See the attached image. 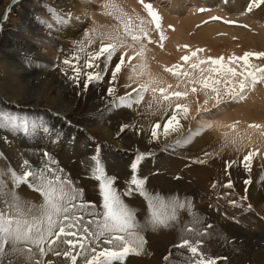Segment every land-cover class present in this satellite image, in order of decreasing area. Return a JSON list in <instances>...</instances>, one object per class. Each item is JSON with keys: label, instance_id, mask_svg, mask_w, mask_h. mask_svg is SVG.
<instances>
[{"label": "rangeland", "instance_id": "rangeland-1", "mask_svg": "<svg viewBox=\"0 0 264 264\" xmlns=\"http://www.w3.org/2000/svg\"><path fill=\"white\" fill-rule=\"evenodd\" d=\"M110 1L46 0V3L51 5L61 15L63 20L68 21L69 17L64 14L71 13L70 23L66 26L50 18L38 0H19L18 3H13V0H0V111L15 112L30 120L37 121L54 117L52 113L58 112L60 109L68 108L73 113L68 117L65 114L66 111L62 110L59 112L61 116L71 120L72 124L69 127L61 121V124L56 126V128L60 127L65 130V134L58 139L61 143L55 145L58 153H53L46 145H36V143L40 142L39 137L33 139L28 144L29 147L21 146L19 140L24 135L28 136L29 133L20 134L0 129V140L5 142L0 147V172H3L7 167H11L14 170L18 168L16 162L13 161L11 163L9 158L5 156L3 149L7 150L8 153L40 150L38 156L28 158L30 164L36 166L33 161L39 160L42 152L47 148L50 155H53L57 161L62 162L66 169H68L64 170L65 173L71 177L73 175L74 178L72 180L76 186L87 189L86 192L82 189L84 193L83 198L86 201L95 203L99 200L96 181L91 177V170L88 171L87 177H84L81 175L83 169L80 168L82 160L89 163V167L91 168L92 162L90 158L91 155L95 154V145H100V159L106 173L108 175L113 173L112 176L117 178L115 187L118 190H123L127 186L125 182L130 179L129 165L133 155L152 148L153 156L144 160L138 168L139 176L141 178L147 177L146 190L152 195H159L166 202L170 199L184 201L185 207H177L175 209V214L179 221L176 227L159 229L158 231L141 230L140 234L144 237L145 241L143 250L139 255H129L126 257L125 264H129L130 260L135 261L137 264H162L161 257L169 251H171L170 259H183L184 256L182 254L177 255L176 250L172 249L171 246L173 243L178 242L182 235H194L181 230L186 226H192L190 216L186 218L188 216V201L191 202L194 213L201 218L210 217L211 222L216 225L215 233L213 232L210 237L203 238L204 242L201 244L202 251L212 257L224 258L218 260V264H225V261L227 264H254L253 261L255 259L258 260L256 252L260 250L261 254H264V219H261V217H264V181L259 180V177L264 175V156H254L252 158L251 171L246 173L240 161L243 155L247 154L249 145L244 141H240L238 134L233 133L236 140L234 146L231 142L232 138L229 136V130L222 132L214 130L213 127L208 128L205 126L199 134H195L200 125H189L188 121L183 119H181V123L185 131L187 132L189 127H191L194 134L187 142L182 141L175 148L162 151V144H149L144 139L146 129L150 127L152 122L158 120L156 113L159 105L155 98L158 96V91L155 95L151 91L141 93L140 104H133L130 109L125 107L118 110L112 108L105 110L106 102L102 97L106 88V81H102L98 85L92 83L89 85L87 91H81L77 95L78 90L76 87L73 86L74 92L69 91L66 78L64 81L60 80L59 77L64 76V74L54 67V65H58L63 59L68 58L72 64L79 63L80 67L83 68V63L89 53L100 46L99 37L103 33H115L122 30L121 21L117 19L121 14H123L125 23L128 22L129 18L131 19L134 30L137 26L148 27L150 17H147V13L143 10L141 3H138V0H128V2L121 0L118 3ZM179 1L144 0V2H150L153 10L159 11V15H163L162 17L159 16L162 20L165 16L164 18L166 19L164 20L172 19L169 21H179L180 23L187 21L188 23H184V26H187L191 20L195 21L196 25H193L192 29L186 33V37L194 35V31L198 29L197 25L203 27L205 24H207L206 26L215 25V28L220 24L221 27L219 26V28L223 30L217 29V34L214 33L210 37L214 35L211 40L214 39L213 41H216L220 38L218 40L221 41L222 39V41L226 42V45H228V42H238L241 38L238 36V39L236 36L227 34L225 27L230 28V30L238 29L254 36L264 35V25H257L254 23L255 20L248 18L247 12L245 13L243 10L242 13L232 5H230L232 7H230V11H233L235 14L228 12L227 17L224 18L218 10L214 14H210L209 7L203 6L200 8H205L206 11L198 12L197 9L199 7L192 10L186 2L181 7ZM101 4L114 5L115 7L102 8ZM6 12L7 18L4 19ZM230 13L232 17H230ZM36 14H40V18L52 25V32H48L47 28L39 23ZM213 16H221V19H210ZM222 19H231L235 23L225 24ZM141 20L144 21L143 25H140ZM198 20H200L199 23H197ZM169 25H162V27L164 26V34L168 33V31H173L172 25L171 28H169ZM85 32L89 33L87 37L84 36ZM152 38L153 40L156 39L154 33L152 34ZM89 39L93 40L94 43L89 45L87 42ZM258 40L256 44L258 42L261 43L259 38ZM260 43L257 44L260 47L258 51H262ZM163 44L164 46L160 47L156 43H145L143 57L147 61L151 60L168 77L173 83L175 90H177V78L173 77L170 73L164 72L163 69L171 67L173 64L183 63L179 60V57L186 53L183 46H188V44L172 45L170 47L166 41ZM81 45L83 46V50H81ZM222 45L220 44V46ZM239 46V44L234 47L232 45L230 48L233 50ZM170 52L171 54H169ZM74 56L78 57V59H73ZM163 56L171 60L169 65L167 63L164 66L160 60ZM253 62L259 63L256 60ZM132 63L134 65L136 60H133ZM129 71L132 70L129 69ZM188 71L195 73L196 70L188 69ZM126 73L127 71H125L124 76L121 78V87L118 88L119 94H123L126 81L132 82L128 81V76H125ZM132 79L136 81L134 77ZM31 80L37 83L30 87L29 82ZM80 87L81 89L83 88L82 82ZM180 90L183 89L181 88ZM62 91L66 95L65 98L62 96ZM252 93L253 90L247 94L245 101L222 106L218 112L213 110L214 114L211 116L206 115L204 121L207 124L219 123L223 121L221 115L240 109L233 108L236 105H241V111H244V114L250 113L252 110H255V103L259 100V98L256 101L255 99L252 100V97H250L253 95ZM20 94L24 95L23 98L25 101H28V105L21 107L17 106L18 104L13 105L11 103L14 100H22ZM202 98V95L199 97H192L190 95L188 100L198 99L202 102ZM73 100L77 106H74L75 104L71 105ZM83 100H88L87 107L83 105ZM259 101L264 104V97ZM185 102L187 103L188 101ZM99 104H103L101 109H98L96 112L90 110V107L95 108ZM171 104L172 107H175L176 101L173 99ZM256 110L259 112L258 108ZM190 111L192 114H195L194 105H190ZM222 112L223 114H221ZM122 124H126L128 127L125 132L120 133L119 127ZM104 130L108 131L107 134L115 132V134L119 135L114 138H106L102 133ZM137 132H139V135H137ZM53 138L55 137L51 136L50 140ZM170 139L176 141L178 137L177 135H173ZM9 141L10 144L7 143ZM130 142H133L134 145L130 146V148H127V146L123 148L122 145L129 144ZM261 150L264 152V148ZM12 157L15 159V156ZM23 159H19V162L22 163ZM195 159H201L204 163H192L191 161ZM225 161H235L227 173L224 171ZM206 165L212 168L210 169L211 173L209 176L203 172ZM245 179L251 181L248 185L247 193H245V186L243 184ZM228 180H232L233 182L231 189L222 187ZM213 181L218 185L215 190L211 187ZM21 189L28 191L26 188ZM225 191L234 193L235 195L231 197L233 199L238 198L239 195L246 194V204H250L252 210L241 214L239 209L230 207L226 200L220 199L218 201L217 194L222 195ZM29 193L33 195L32 192ZM259 194H261L260 197L262 199L258 203L253 204L251 199L253 196L255 198ZM123 199L127 204L133 202L131 204L134 205H132L131 209L135 217L142 216V213L146 211V215L139 220V222H143L147 217V206L143 198L139 195H134L133 197H123ZM210 204L212 205L211 208L209 207ZM217 204L220 205L219 209L217 208ZM220 212H224L225 215L221 216ZM230 217H235L236 219H231ZM261 261L264 264V259Z\"/></svg>", "mask_w": 264, "mask_h": 264}, {"label": "snow or ice", "instance_id": "snow-or-ice-1", "mask_svg": "<svg viewBox=\"0 0 264 264\" xmlns=\"http://www.w3.org/2000/svg\"><path fill=\"white\" fill-rule=\"evenodd\" d=\"M18 2L19 0H13V3ZM38 2L57 23L66 26L70 23L71 13L64 14L69 17V20L65 21L46 0ZM138 3H141L147 17H150L148 27L137 26L134 30L131 19L125 23L121 14L117 19L121 21L122 30L103 33L99 37L100 46L89 53L83 68L79 63L72 64L68 58L54 67L64 74L69 86L77 88V95L81 91H87L92 83L98 85L106 81L102 97L106 102L105 110L125 107L130 109L133 104H140L141 93L151 89L155 95L158 91V96L155 97L159 105L156 113L158 120L146 129L144 139L149 144L160 143L161 150L168 151L182 141L187 142L194 134L191 127L185 131L181 119L187 120L189 125H200L195 133L199 134L205 126L211 127L204 121L206 115H213V110L218 112L222 106L245 101L247 94L257 84L264 85V51H245L239 56L230 55L225 63L222 56L203 57L198 54L203 53L204 49H189L184 45L186 54L179 57L183 63L163 69L177 78V90H172L171 85L166 88L156 80L133 81L129 76L128 81L132 82L126 81L123 94H119L121 78L125 71L135 70L132 62L144 56L145 43L164 46L165 35L158 13L153 10L150 2L138 0ZM101 7L115 6L101 4ZM255 8H264V0H248L244 11L252 12ZM197 11L204 12L206 9L198 8ZM36 17L48 32H52L51 24L40 18V14H36ZM6 18L7 12L4 16V19ZM210 19L221 18L213 16ZM223 23L233 24L235 21L224 19ZM143 24L144 21L141 20L140 25ZM153 33L155 40L152 38ZM88 35V32L84 33L85 37ZM87 42L89 45L94 43L91 39ZM73 59L78 57L74 56ZM253 60L259 63L254 64L251 62ZM188 69L196 71L194 73ZM181 88L183 90H180ZM190 95H202V103L198 99L188 100ZM173 99L176 101L175 107L171 104ZM11 103L16 105L19 101L14 100ZM190 105H194L195 114L191 113ZM52 115L65 125L71 126L72 121L61 116L59 112H53ZM127 127L126 124L120 125V133L125 132ZM248 128L259 130V136L264 138V125L253 123L249 124ZM0 129L16 133H30L37 129L48 133L51 130L43 121L30 120L10 111H0ZM173 135H177L176 141L170 139ZM231 142L235 146L236 141ZM50 143L55 146L61 141L53 138ZM253 148L255 150H252ZM100 151V145H95V154L90 158L91 177L96 181L99 196L95 203L83 198V190L59 167L57 159L50 155L47 148L42 152L38 165L33 166L28 159H23L22 163L18 164L19 171L7 167L0 172V264H125L126 257L139 255L143 250L145 241L140 234L141 230L169 229L177 226L179 221L175 209L184 208L185 202L177 199L166 202L159 195L150 194L146 190L147 177L141 178L138 174L141 163L153 156L151 150L133 155L129 165L130 179L125 182L127 186L123 190L115 187L117 178L106 173L100 159ZM258 152L264 156L259 146L253 145L249 139V150L240 161L246 173L251 171L252 158ZM191 162L204 163L201 159ZM234 163L235 161L224 162L225 173ZM259 180L264 181V175H261ZM250 183L249 179L243 181L245 193ZM211 187L215 190L218 185L213 181ZM222 187L231 189L232 180H228ZM20 188L35 192L40 199L36 203L22 199ZM134 195H139L146 202L147 217L143 222L137 221L134 212L123 199ZM233 195L235 194L225 191L222 195L217 194V200H226L230 207L239 209L241 214L252 210V206L246 204V194L239 195L236 199L231 198ZM219 207L217 204L218 209ZM187 214L192 217V226L181 230L194 235H182L179 241L171 246L177 255L182 254L184 258L170 259L169 251L161 257L162 264H218V260L224 258L212 257L201 250L203 238L212 236L216 225L211 222L210 217L201 218L194 213L190 201L187 202ZM219 214L225 215L224 212Z\"/></svg>", "mask_w": 264, "mask_h": 264}, {"label": "bare ground", "instance_id": "bare-ground-1", "mask_svg": "<svg viewBox=\"0 0 264 264\" xmlns=\"http://www.w3.org/2000/svg\"><path fill=\"white\" fill-rule=\"evenodd\" d=\"M111 1H113L114 3H118L121 0H111ZM126 1L128 2V0H126ZM185 2L189 6V8L192 9V10H194V9H196L198 7L199 8L200 7H203V6L204 7H209V11H211V12H209L210 14H214L215 11L218 10V12L220 13V15H222L224 18H226L227 15H228V12H232V14H235L233 11H230V7H231L230 5L236 7L238 10H240L242 12L246 8L247 3H248V0H203V1L202 0H180L179 3L181 5V7H183V5H184ZM128 5H129V3H128ZM134 7H135V5H134ZM227 7H229V8H227ZM138 8H140V7H138ZM247 13H248V18L249 19L255 20L254 23H256L257 25L258 24L259 25H262V26L264 25V16H263L264 14H262V13H264V8H255L252 12H247ZM232 14H231L230 17H232ZM158 15H159V13H158ZM159 16L162 17L163 15L161 14ZM164 17H163V20L161 19V24L164 25V26H166V24H170V25H172V28H173V31L172 32H169L168 31L169 34L168 33L164 34L165 35V40L164 41L168 42L169 47L172 46V45L188 44L189 49H196V48H202V49H204V52L203 53H200L198 55L203 56V57L211 56L213 58L222 56V57H224L225 63H227V57L230 56V55L231 56H239V55H242L243 52H245V51H258V50H260L259 45H257L260 42H258L256 44V42L259 41L258 38L261 40V43H260V46H262L261 47V50L262 51L264 50V35L263 34H261V36H254L253 34L251 35L250 33H246V32H243V31H239L238 29H231L230 30V28L225 27L226 30H227L226 31L227 34H229L230 36H236V37L239 36L241 38L239 40L240 42L239 41L238 42H234V43L228 42V45H226V42L222 41V39H221V41H219L218 39H220V38H218L216 41H213L214 39L211 40V38L214 37V35L212 37H210L212 34H214V33L217 32V29L223 30V29H220L219 28V26L221 27L220 24H218L219 26L216 27V28L214 27L215 25L214 26H209V25L206 26L207 24H205L203 27H201V25L200 26L197 25L196 27L198 29L194 31V35L189 36V37H186V33L192 29V26L193 25H196L195 21L191 20V22L187 26H184V23H188L187 21H184V22H181V23L179 21L178 22L177 21H169V20H172V19H169V20L167 19L168 20L167 21V20H164V19H166ZM228 20H231V19H228ZM199 21L200 20H198L197 23H199ZM222 28H223V26H222ZM224 31H225V29H224ZM241 32H243L245 34H243ZM260 32H262V31H260ZM239 37H238V39H239ZM219 42H221L220 44H223V45L220 46ZM237 44H239L240 46L239 47H236V49L234 48L232 50L230 48V46L233 45V47H234ZM155 54H156V52H155ZM169 54H171V52ZM160 60L162 61V63L164 64V66H166L167 63H168L167 65H169V62L171 61V60H169V58L166 59V57H164V56ZM253 61H251V62L254 63ZM254 64H256V63H254ZM201 67H204V66H201ZM134 68H135L134 71L132 70V71H129L128 72V70H127V73L125 74V76H128V77L129 76H132V77L135 78V80H139L141 82H148L150 80H156V81L161 82L163 84V86L166 87V88H167L168 85H171L172 86V90H175L173 83L168 79V77L165 74H163L156 67V65L151 60L147 61V60H145V57H141L140 60H136V63L134 64ZM59 78H60V80H63V81L65 79L64 76H61ZM35 83H37V82L34 81V80H31L29 82L30 87L31 86H34ZM68 89H69L70 92L71 91L74 92L73 86H69V84H68ZM19 90H22V89H19ZM147 91H151V89H149ZM252 94L253 95L250 96V97H252V100L255 99V101H256L257 98H259V100H261V98L264 97V85H261V84L256 85L253 88V93ZM20 95H21L20 98L22 100H20V99L18 100L19 103H18L17 106H21L22 107L23 105H28L27 104L28 101H25L24 98H23L24 95L23 94H20ZM62 96L64 98L66 96V95H64V91H62ZM85 99H87V98H85ZM32 100H34V99H32ZM259 100H257L258 102L255 103L256 104V106L254 107L255 110H252L250 113L244 114V111H241V105H236V107H233V108H240L238 111H232V113L226 112L224 114L222 112L221 114H223V115H221V119L223 121H221L219 123H210L208 125H211V127H213V129L216 130V131H222V132H224V131H228L229 130V132H230L229 133V136L232 138V140H235L234 139L235 137L233 136V133L234 132L236 134H238V136H239L238 139L240 141H244L248 145H249V139H251L252 144L253 145H258L259 148H260V151L262 152L261 149L264 148V138H261L259 136V130L249 129L248 128V125L249 124H253V123L264 125V104L263 103H260ZM202 101H203V98H202ZM29 104H31V103H29ZM71 105L77 106L76 105V102L74 103V100L71 102ZM83 105H85L87 107L88 100L87 101L86 100H83ZM102 105L103 104H99L95 108L90 107V110L96 112V111H98V109H101L103 107ZM257 108L259 109V112H257V110H256ZM62 110L66 111L65 114H67L66 116H68V117H70V115L73 114L72 113V110L71 109H68V108L67 109H60L58 112H60ZM42 121L45 123V125H47V126L50 127V129H51L50 132L44 133L42 131V129H37V130L29 133L28 136L24 135L19 140L21 142L20 144H21V146L29 147L28 144L31 143L33 139H37L39 137V141L40 142L37 141L38 143H36V145H38V146L46 145L47 147H49L50 150L53 151V153H58L57 147L54 146V145H52L50 143V137L52 136V137H55L56 139H60L61 136H63L65 134V130H63V128H60V127L56 128V126H58L59 124H61V121L60 120H57L54 117H52V118L48 117V118L43 119ZM107 132L108 131H106V130H104L102 132L103 135H104V137H106V138H110V137L111 138H114V137H116V136L119 135V134L117 135V133L115 134V132L113 134H107ZM20 134H22V133H20ZM7 143L10 144V141L7 142ZM2 144H5V142H2L0 140V147L3 146ZM133 145H134L133 142H130L129 144L127 143V144H124L122 146H123V148L125 146H127V148H130V146H133ZM4 147H6V145H4ZM150 150L152 151L153 149L151 148ZM252 150H255V149L253 148ZM39 151L36 150V151H31V152L30 151H24L23 153L22 152H20V153H12V152L8 153L7 150H4L3 149V152H4L5 156L7 158H9V161L11 163H13V161L16 162L17 166L20 163L19 162V159H22V158H24V159L25 158L26 159L29 158L30 159L33 156H38L39 153H40ZM36 152H37V154H35ZM12 156H15V159L16 160ZM256 156H260V152H258ZM18 157H21V158H18ZM38 161L39 160H34L33 162L36 165H38V163H39ZM57 162H58L59 167H63L64 170H68V169H66V167L64 166V164L62 162H60L59 160ZM80 164H81V167L80 168L83 169L81 175H83L84 177H87L88 171L91 170V168L89 167V163H87L86 161H83L82 160ZM210 167L211 166H207L206 165L204 167V169H203V172L205 174H207L208 176L211 173L210 172V169H212ZM17 170L19 171L18 168H17ZM66 172H69V171H66ZM112 174L113 173H110L109 175H112ZM71 178L72 179L74 178L73 175H72ZM9 183H10V181H9ZM81 189H83L84 192H86V190H87L86 188H83V187H81ZM32 193H33V195H30V193L28 191H25V190H23L21 188L19 189V194H20V196H21L22 199H25V200H27L30 203H36V202H38L39 197L37 196V194L35 192H32ZM260 195L261 194L257 195L255 198L253 196V198L251 199V202L253 204L258 203L262 199L260 197ZM131 203H133V202H131ZM131 203H128V204L126 203V204L131 208L132 205H134V204H131ZM145 215H146V211H144L142 213V216L141 215L140 216H136L137 221L139 222L140 218L141 217H144ZM187 217H189V216H186V218ZM190 218L192 219V217H190ZM256 257H257L258 260L255 259V261H253L254 264H263V261H261V260L264 259V254H261L260 250H259V252H256ZM129 264H137V263L135 261H133V260H130L129 261Z\"/></svg>", "mask_w": 264, "mask_h": 264}]
</instances>
